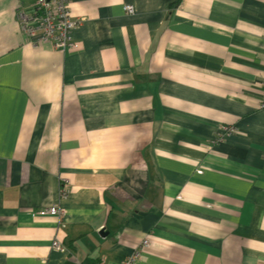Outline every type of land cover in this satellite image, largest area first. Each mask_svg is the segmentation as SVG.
<instances>
[{
    "label": "crops",
    "instance_id": "obj_1",
    "mask_svg": "<svg viewBox=\"0 0 264 264\" xmlns=\"http://www.w3.org/2000/svg\"><path fill=\"white\" fill-rule=\"evenodd\" d=\"M34 2L0 0V264H264V0H70L64 53Z\"/></svg>",
    "mask_w": 264,
    "mask_h": 264
},
{
    "label": "built area",
    "instance_id": "obj_2",
    "mask_svg": "<svg viewBox=\"0 0 264 264\" xmlns=\"http://www.w3.org/2000/svg\"><path fill=\"white\" fill-rule=\"evenodd\" d=\"M70 0H35L28 10L18 9L16 22L19 32L32 48H49L64 53L75 49L72 36L78 29L86 24L84 18H74L69 11ZM125 14H132V8L124 7ZM264 109V97L262 98ZM263 173H264V155ZM67 192L62 188L59 190V198H66ZM36 215H45L58 218L61 213L57 207H51ZM33 215V217H36ZM52 247L60 250L59 244L53 242ZM142 250H149L148 240L141 243ZM135 257L128 259L125 264L134 262Z\"/></svg>",
    "mask_w": 264,
    "mask_h": 264
}]
</instances>
